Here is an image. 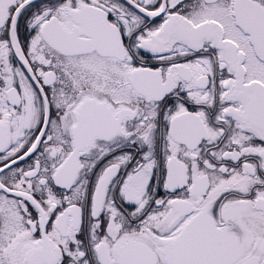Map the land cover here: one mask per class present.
Segmentation results:
<instances>
[{"label": "snow or ice", "instance_id": "snow-or-ice-1", "mask_svg": "<svg viewBox=\"0 0 264 264\" xmlns=\"http://www.w3.org/2000/svg\"><path fill=\"white\" fill-rule=\"evenodd\" d=\"M0 264H264V0H0Z\"/></svg>", "mask_w": 264, "mask_h": 264}]
</instances>
